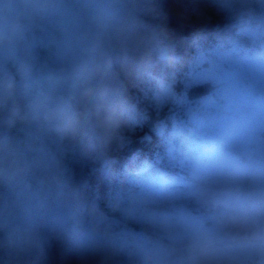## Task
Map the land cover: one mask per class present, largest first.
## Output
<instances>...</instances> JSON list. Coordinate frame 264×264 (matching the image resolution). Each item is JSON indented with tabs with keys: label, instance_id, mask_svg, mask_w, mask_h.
Returning a JSON list of instances; mask_svg holds the SVG:
<instances>
[{
	"label": "clouds",
	"instance_id": "clouds-1",
	"mask_svg": "<svg viewBox=\"0 0 264 264\" xmlns=\"http://www.w3.org/2000/svg\"><path fill=\"white\" fill-rule=\"evenodd\" d=\"M159 3L0 0V129L23 134L0 132V264H49L52 243L74 264H264V158L194 149L185 179L145 162L102 196L73 181L69 159L114 174L107 147L129 107L115 66L143 76L180 58L182 38L144 19ZM206 4L235 29L218 53L264 44V0ZM168 76L156 77L155 102Z\"/></svg>",
	"mask_w": 264,
	"mask_h": 264
},
{
	"label": "flooded vegetation",
	"instance_id": "flooded-vegetation-1",
	"mask_svg": "<svg viewBox=\"0 0 264 264\" xmlns=\"http://www.w3.org/2000/svg\"><path fill=\"white\" fill-rule=\"evenodd\" d=\"M243 44L242 41L240 45ZM246 45L250 56L238 57L236 60L252 62L254 58L264 55L258 46ZM41 55L44 57L46 53L42 51ZM180 60L181 56L173 64L166 80L167 87L171 86L173 90L170 97L173 101L168 100V105L161 108L163 111L158 110V104L153 100L157 90L155 85L158 87L156 79V84L150 87L153 98L148 106L135 104L129 107L133 116L127 122L131 123L130 129L122 135V154L130 151L133 143L138 140L142 147L131 156L133 161L151 157L159 159L160 149L155 147L162 138L160 127L173 121V178L177 180L186 178L183 169L178 172V159L185 161L194 149L231 150L240 155L264 158V76L251 73L256 65L252 64L251 71L246 67L244 74H224L222 66L210 73L204 72L208 68L198 63L195 64L198 80L188 85L192 76L180 73L185 68H176ZM195 60L198 61V58H188L187 63ZM148 75L154 77L152 72ZM159 75L157 73L155 78ZM206 82H211L217 88L207 96L189 100L188 90ZM149 112L160 118L154 125L148 119ZM124 161L126 163L125 158Z\"/></svg>",
	"mask_w": 264,
	"mask_h": 264
},
{
	"label": "trees",
	"instance_id": "trees-1",
	"mask_svg": "<svg viewBox=\"0 0 264 264\" xmlns=\"http://www.w3.org/2000/svg\"><path fill=\"white\" fill-rule=\"evenodd\" d=\"M193 13L202 14L207 16L208 18L215 19L217 21L218 28L212 33L199 37V39H197L196 41L191 39L190 42H185L182 47L183 55H180L181 60L178 62V66L176 68H187L189 64L187 63V59L192 55V52L195 51L196 44L202 46L203 48L215 47L220 43L219 35L222 31H227L235 35V29H231L232 27L228 24L227 21H225L223 17L217 15L211 8H209L206 4V0H194ZM172 68L173 65L161 63L157 65L155 69H152V73H161L162 71L168 73L170 72V70H172ZM115 70L119 74L120 80L123 82L124 88L126 89L129 106L135 104L148 106V103L153 98L152 89L150 87L156 84V82L154 81L155 78L147 77L148 74H145L143 76L130 75L126 71L121 70L118 64L115 66ZM155 86V88L157 89V85ZM21 102L23 103V101ZM128 116L127 122L129 121ZM127 122L119 129L117 134L118 138H120L125 131H128L130 129L131 123L129 122V124H127ZM3 130L4 131L2 132L13 138H22L23 136V134L15 128ZM121 144L122 143L119 141V139H114L107 147V154L116 158L114 174L108 178H103L97 171H94V169L99 167V162L89 163L88 165L81 167L78 164L72 163L70 159L67 160L72 168V174L79 173L83 170L89 173V181L83 189V194L86 197H91L92 195L96 194L102 196L104 192L110 187L120 188L127 186L128 179L138 167H135L136 165L132 166L133 164H129V162L125 163L123 154H121ZM161 168L168 171L173 170V162L165 161L162 163ZM167 176L170 177L171 175ZM132 227L136 229L138 228L137 225H132ZM48 251L49 264H74L70 256L66 253L64 246L62 245L52 243Z\"/></svg>",
	"mask_w": 264,
	"mask_h": 264
},
{
	"label": "water",
	"instance_id": "water-1",
	"mask_svg": "<svg viewBox=\"0 0 264 264\" xmlns=\"http://www.w3.org/2000/svg\"><path fill=\"white\" fill-rule=\"evenodd\" d=\"M159 8L160 16H147L144 19L149 23L167 24L178 38L191 36L198 31L211 30L216 24L215 21L207 20L204 16L190 14L192 0H160ZM212 89L209 84L195 87L189 92V96L190 98L201 97ZM88 179L89 176L86 172L73 176L74 183L81 189Z\"/></svg>",
	"mask_w": 264,
	"mask_h": 264
},
{
	"label": "rangeland",
	"instance_id": "rangeland-1",
	"mask_svg": "<svg viewBox=\"0 0 264 264\" xmlns=\"http://www.w3.org/2000/svg\"><path fill=\"white\" fill-rule=\"evenodd\" d=\"M240 48H241V45L239 47H237L236 49H232V50H229L227 52L225 51L223 53H218L217 51H212L208 54V56L203 57L202 61L206 60L207 62L210 63V66H211L209 68V69H211L209 71L210 73L213 72V70L214 71L217 70L218 67L220 68L222 66L224 68V70L222 71L224 74H233V73L244 74V72H245L244 70L246 69V67L250 71L252 70V68H253L252 64L253 63L252 62H246V61L241 62L239 60H236V59H238V57L237 58L231 57V56L237 55ZM208 70H206L205 72H207ZM255 70H257V71L255 72ZM251 73H255V74H259V75L264 76V66H256L255 69ZM191 76H192V79L189 80L188 85L189 84L192 85L198 80L196 75L193 74ZM169 96H170V91L168 92L167 98H169ZM163 101H164V99H163ZM159 104H161V101ZM159 107H160V105H159ZM134 229H136V228H134Z\"/></svg>",
	"mask_w": 264,
	"mask_h": 264
}]
</instances>
